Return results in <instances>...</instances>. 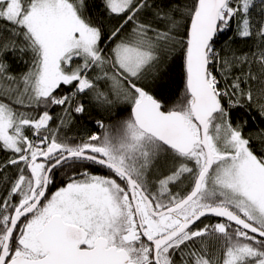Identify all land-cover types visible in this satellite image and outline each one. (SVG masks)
Instances as JSON below:
<instances>
[{
    "label": "snow or ice",
    "instance_id": "1",
    "mask_svg": "<svg viewBox=\"0 0 264 264\" xmlns=\"http://www.w3.org/2000/svg\"><path fill=\"white\" fill-rule=\"evenodd\" d=\"M177 59L169 107L154 88ZM52 106L114 122L59 141ZM233 109L264 120V0H0V150L17 168L0 264H264V129L246 134Z\"/></svg>",
    "mask_w": 264,
    "mask_h": 264
},
{
    "label": "trees",
    "instance_id": "2",
    "mask_svg": "<svg viewBox=\"0 0 264 264\" xmlns=\"http://www.w3.org/2000/svg\"><path fill=\"white\" fill-rule=\"evenodd\" d=\"M188 0H181V4L187 3ZM89 4L100 3V0H88ZM103 11V9H100ZM91 17L95 19L98 15L97 9L92 8ZM179 19V16L177 17ZM104 23L108 25V28L111 29L115 24L118 23V18L112 17L111 20L107 17H104ZM130 27V26H129ZM235 28V24L233 25ZM223 40V38H221ZM222 43H218L217 47H223ZM231 47L235 50L246 49L250 47L249 44L237 43L232 44ZM27 59V57H25ZM8 62L11 64V72L12 74H20L27 71V65L20 62L18 59L13 60L11 56L8 57ZM166 74L162 75L161 79L156 82V87L154 91L158 94V98L162 99L165 104L169 107L181 102V99L184 94V75L182 69V61L177 59L174 62H171L164 69ZM66 92L67 89L65 88ZM11 99V98H9ZM7 102V101H5ZM19 107V106H16ZM42 107V106H41ZM41 107H33V109L27 108H19L20 111L28 112L33 117H38V114L41 112ZM49 112L56 119L53 123H51L50 127L53 132H55L57 139L63 142H75L80 143L81 140H86L87 137L91 134H102L100 127H98L95 123L97 120H103L105 124H112L114 121L109 116L107 112L103 110H92L91 108L84 116H76L69 115L64 112L61 107L52 106L49 107ZM128 115L127 112H122L119 114L120 118H126ZM233 122L235 123L238 119L247 120L248 125L246 128V134L248 132H255L256 128L264 129V120H261L257 115L255 109H251L250 111H245L244 109H233L230 113ZM61 119H64V124L61 125ZM26 134L33 138V134L31 131L26 130ZM48 135L47 132L44 133ZM14 158L13 154L10 151L0 150V168H3V171L0 172V198H3L7 190L10 188V181L14 179L17 168L16 166L8 165L7 167H3L7 165V162ZM23 165H21L22 167ZM66 171H62L58 174L62 175V181L54 183V185H50L49 187V195L58 188L59 185H63L67 182ZM74 174V173H73ZM56 181V180H55ZM220 220L214 218L213 220H209V222H219Z\"/></svg>",
    "mask_w": 264,
    "mask_h": 264
},
{
    "label": "flooded vegetation",
    "instance_id": "3",
    "mask_svg": "<svg viewBox=\"0 0 264 264\" xmlns=\"http://www.w3.org/2000/svg\"><path fill=\"white\" fill-rule=\"evenodd\" d=\"M101 129V132H103L104 131V129H102V128H100ZM81 171H83V169H81ZM89 171H92V172H94V173H96V174H101V175H106L107 174V172H106V170H104V171H101L98 167H93V168H90L89 169ZM57 172L55 173V183H59V182H61L62 181V178L61 179H58V177H57ZM73 175H75V173L73 174ZM61 186H63V185H59L58 186V188L59 187H61ZM57 188V189H58ZM56 189V190H57ZM55 190V191H56ZM215 217H207V218H204V219H202V223H199V226L200 227H203L205 224H215V223H213V222H209V220H213ZM218 219V218H217ZM220 220V219H219ZM217 223V222H216Z\"/></svg>",
    "mask_w": 264,
    "mask_h": 264
},
{
    "label": "bare ground",
    "instance_id": "4",
    "mask_svg": "<svg viewBox=\"0 0 264 264\" xmlns=\"http://www.w3.org/2000/svg\"><path fill=\"white\" fill-rule=\"evenodd\" d=\"M67 169H65V170H63V171H66ZM60 173V172H62L61 170H55V173ZM57 175H59V174H57Z\"/></svg>",
    "mask_w": 264,
    "mask_h": 264
},
{
    "label": "rangeland",
    "instance_id": "5",
    "mask_svg": "<svg viewBox=\"0 0 264 264\" xmlns=\"http://www.w3.org/2000/svg\"><path fill=\"white\" fill-rule=\"evenodd\" d=\"M57 177H58V179H61L62 178V175L61 174H59V175H57ZM65 184V183H64ZM63 184V185H64Z\"/></svg>",
    "mask_w": 264,
    "mask_h": 264
},
{
    "label": "water",
    "instance_id": "6",
    "mask_svg": "<svg viewBox=\"0 0 264 264\" xmlns=\"http://www.w3.org/2000/svg\"><path fill=\"white\" fill-rule=\"evenodd\" d=\"M42 159V158H41ZM209 217H213V216H209ZM207 218V217H206ZM216 218V217H215ZM202 219H204V218H202ZM218 219H221V218H218Z\"/></svg>",
    "mask_w": 264,
    "mask_h": 264
}]
</instances>
